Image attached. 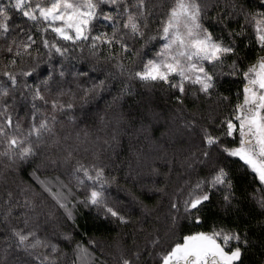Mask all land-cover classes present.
<instances>
[{"label":"snow or ice","instance_id":"1","mask_svg":"<svg viewBox=\"0 0 264 264\" xmlns=\"http://www.w3.org/2000/svg\"><path fill=\"white\" fill-rule=\"evenodd\" d=\"M258 9L245 12L241 6L245 23L240 25L239 31H228L226 41L223 35L214 34L205 26L206 5L202 0H173L166 6L155 33L145 41V48L151 44L155 48L154 53L150 58L143 59L147 51L134 52L129 41L143 40L147 34L154 16L148 0H0V39L6 42L5 48L0 51L10 57L0 72V76L5 78L0 83V101H4L0 108V141L4 145L0 157L13 164L35 157L44 138L55 136L56 114L75 111V93L61 87L70 72L65 61L73 58L69 55L72 52H83L87 47L93 56H99L106 47L105 59L116 61L114 67L121 76L127 75L145 86L166 85L179 93L176 97L179 104L184 103L183 98L189 94V89H192L194 98L203 96L211 100L217 81L216 73L209 71V67L218 69L222 74L227 67L228 75L242 76L243 80L242 90L237 93L238 102L230 114L218 124L216 118H212L206 125H198L195 120L181 125L199 136V149L191 159L204 174L197 173L195 182H185V186L171 198L165 217L170 220V230L174 232L185 224L191 227L182 236V242H175L158 256L159 264H244L245 251L250 247L246 230L241 231L238 225H218L215 222L207 231L194 229L201 228L202 214L214 195L222 194L225 209L233 207V201L237 199L229 166L220 163L221 158H238L242 166L254 174L253 183L258 181L260 187L255 190L258 196L254 194L253 199L264 210V55L260 54L264 53V0H259ZM16 15L36 27L39 42L31 30L26 31L19 24L13 26ZM100 22L111 27V33L98 31L97 24ZM224 28H227V23H224ZM249 28L250 36L247 32ZM17 29H20L19 36L25 38L13 36L9 40V35ZM235 37H248L246 47L254 44L257 49L256 57L247 67L239 63ZM38 43L47 52L46 61L41 60ZM130 52L139 60L126 65L123 61ZM233 56L237 59L226 64V60ZM55 58H60L59 63ZM25 59L33 61L27 70H14L18 62ZM71 74L77 79L89 76L87 72ZM21 77L25 81L33 78L37 81L33 85L26 82L23 85L33 101V116L26 133L20 122L13 123L6 103V98L21 86ZM54 86L56 95L49 101L45 93H51ZM104 87L105 80L93 81L90 86L77 84L84 102L98 95ZM128 91L125 87L122 94ZM65 96H69L67 101L64 100ZM219 98L225 101L230 99L222 95ZM36 101H42L45 105L50 103L52 109V114H45L39 122ZM69 119L75 122L76 117L69 116ZM55 142L59 143L58 140ZM70 159L72 152L69 151L65 162ZM194 163H188L187 167L193 169ZM153 172L158 173V170L153 168ZM72 174L76 191L84 194L82 200L76 199L73 190L58 178L56 191H53L52 181H37L42 191L63 209L67 220L75 223L76 204L82 203L85 207L97 209L104 220L110 219L119 225L132 223L130 214L125 212L123 206L110 202L108 192L114 183H118V178L108 174L107 167L99 162V157L91 163L77 161ZM157 191L163 192L164 189ZM11 195L8 193L9 198ZM74 199L75 203H71ZM24 206L33 207V204L26 199ZM142 213L147 217L152 210L143 206ZM28 224L25 218L24 227L11 229V240L16 250L32 256L38 248L49 249L48 254L42 257L33 256L32 264H60L59 245L41 238L38 230L29 229ZM140 230L143 231V228ZM63 239L71 242L73 236L71 233L63 234ZM160 242L158 234L151 240L153 248L158 247ZM94 246V240H89L87 245L77 241L73 249V264H94L95 257L90 251ZM7 252L8 249H5V259ZM140 256V251L130 255L122 251L119 264H138Z\"/></svg>","mask_w":264,"mask_h":264},{"label":"trees","instance_id":"2","mask_svg":"<svg viewBox=\"0 0 264 264\" xmlns=\"http://www.w3.org/2000/svg\"><path fill=\"white\" fill-rule=\"evenodd\" d=\"M172 2L173 0H148L154 16L147 34L143 40L129 41L134 52L147 51L148 54L143 59L150 58L154 53L155 48L151 44L145 48V41L155 33L166 6ZM202 3L206 5L205 26L214 34L223 35L226 41L228 31H239L240 25L245 23L241 6L245 12L259 10V0H202ZM233 4L236 5L235 9ZM224 23H227V28H224ZM16 24L22 25L26 31L31 30L39 42V33L30 22L16 15L13 26ZM97 30L109 33L112 31L103 22L97 24ZM19 32L20 29H17L8 39L11 40L13 36L24 39L25 37L19 36ZM247 32L250 36L251 28ZM51 35L49 33L50 37ZM234 39L238 45L239 63L247 67L256 57L257 49L254 44L246 47L248 37ZM5 46L6 42L0 39V50ZM37 46L41 60L46 61V50L39 43ZM33 55H36V49L33 50ZM69 55L73 58L65 61V65L70 72L61 87L75 93V111L56 114L55 136L44 138L35 157L14 164L0 157V264H32L33 256L42 257L50 251L38 248L29 256L16 250L11 240V229L24 227L25 218L29 221V229L38 230L41 238L59 245L60 264H73L76 242L82 241L87 245L89 240L95 241V246L90 248L95 257L94 264H119L122 251L125 255L140 251L138 264H159L158 254L162 250H169L175 242H182V236L191 227L185 224L174 232L170 230V220L165 218L169 202L185 186V182H195L197 173L204 174L200 166L191 159L192 154L199 149V136L188 132L181 125L191 120H195L198 125H206L212 118H216L218 124L228 116L238 102L237 93L243 87L242 76L228 75L227 67L223 69V74L218 69L209 67V71L216 73L217 81L212 99L208 100L203 96L194 98L192 89H189V94L183 98L184 103L179 104L176 101L179 93L166 85L145 86L129 79L127 75L121 76L114 67L116 61L105 59L106 47L99 56H93L87 47L83 52L76 51ZM8 59L10 57L0 51V72ZM55 59L59 63L60 58ZM233 59L237 57H230L225 63L231 64ZM138 60L139 57L130 52L123 62L130 65ZM32 63L33 61L25 59L18 62L14 70H27ZM74 72H87L89 76L77 79L71 74ZM4 79L0 76V83ZM99 80H105L103 91L84 102L81 99L83 93L77 88V84L90 86L93 81ZM25 82L30 85L37 83L35 78L25 81L21 77V86L6 98V103L13 123L20 122L26 133L33 116V101L31 94L23 87ZM125 87L129 91L122 94ZM45 94L51 101L56 95L55 86L51 93ZM221 95L229 97V101L221 100ZM68 99L69 96L64 97L65 101ZM240 99L242 100V95ZM3 103L4 101H0V108ZM36 106L39 110L37 122L45 114H52L50 103L45 105L42 101H36ZM73 115L76 117L75 122L69 119ZM57 140L59 143L55 142ZM3 149L4 145L0 141V151ZM69 151L72 152V159L65 162ZM215 156L214 152L213 159ZM96 157L107 167L110 176L118 178V183L111 186L108 195L110 202L123 206L125 212L130 214L131 224L119 225L110 219L104 220L102 214L98 215L97 209L85 207L82 203L76 204V219L73 223L67 220L63 209L42 191L37 182L50 180L53 191H56L59 187L56 183L58 178L73 190L76 199L82 200L84 194L76 191L73 168L77 161L91 163ZM188 163H194L193 169L187 167ZM220 163L229 166L237 199L233 201V207L225 209L222 194L214 195L202 214L201 228L194 230L207 231L213 222L218 225H238L241 231H247L250 242V247L245 251L244 264H264V210L253 199L254 194L258 196L255 190L260 185L258 181L253 183L254 174L246 166H242L238 158H221ZM153 168L158 173H154ZM157 189L164 191L158 192ZM8 193L12 194L11 198ZM26 199L32 202L33 207L24 206ZM71 203H75V199ZM143 206L152 210L151 215L144 216ZM67 233L73 236L71 242L63 239V234ZM157 234L161 242L158 247L153 248L151 240ZM5 249H8L6 259Z\"/></svg>","mask_w":264,"mask_h":264}]
</instances>
